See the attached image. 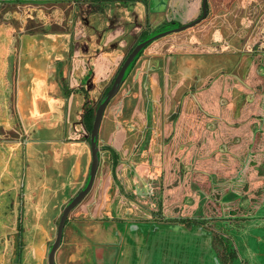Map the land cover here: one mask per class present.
<instances>
[{
	"label": "flooded vegetation",
	"instance_id": "1",
	"mask_svg": "<svg viewBox=\"0 0 264 264\" xmlns=\"http://www.w3.org/2000/svg\"><path fill=\"white\" fill-rule=\"evenodd\" d=\"M101 1L14 0L16 21L0 1V41L19 54V14L25 33L61 37L69 58L57 62L58 82L81 99L92 162L54 239L88 184L96 115L114 91L94 184L68 216L56 264H76L80 232L96 235L86 227L97 220L117 223L119 249L144 234L146 264H264V0H138L142 16L97 29Z\"/></svg>",
	"mask_w": 264,
	"mask_h": 264
},
{
	"label": "rangeland",
	"instance_id": "2",
	"mask_svg": "<svg viewBox=\"0 0 264 264\" xmlns=\"http://www.w3.org/2000/svg\"><path fill=\"white\" fill-rule=\"evenodd\" d=\"M0 1L3 5L2 12H7L18 5V3L13 4L14 0ZM135 1L138 0H124V2L120 0H102L100 3H96L101 9L93 6L91 12V20L93 22L91 27L101 29L106 26H113L127 17L142 16V7L132 4ZM154 1L156 2L157 0ZM19 15L22 17L19 23L21 30H23V34L20 36V52L19 54L12 52L8 57L14 58L10 63L11 72L18 71L20 81L10 99L8 91H5L4 84L0 80L1 101L6 98L7 105H13L12 108L8 105L9 107L5 106L4 109L0 110V126L5 122L7 130L17 135L8 140L7 143L2 142V148L5 147L9 153H15L14 158H8L15 161L18 175L15 213L12 206L11 211L8 208L5 210L3 209V202H0V206H2V209H0V264H13L14 260L17 264H47V257L50 251L49 244L52 240H55V236L53 238L52 231L49 229V223L46 220L47 216H45V205L42 204L41 198L38 197L36 204H32L33 206L29 205L31 200L25 188V168L28 159L25 148L27 141L24 140V136L27 133H31L29 130L32 127L29 123L33 122V120L31 119L30 111L38 116L41 115L40 110L35 112L33 109L31 97L33 99L37 98L39 104L43 102L48 85H50L47 75L56 71L58 57L63 54L65 48L62 47L59 41L61 37L59 36L44 34L41 31L30 34L25 33V18L28 16L26 14ZM131 15L133 16L131 17ZM5 21L9 20L5 19ZM6 40L7 38L2 39V45L7 42ZM2 55L3 51L0 52V57ZM28 72H34L36 77L32 79L28 78ZM14 110L15 115H13ZM36 128L42 130L44 127L37 125ZM0 154L4 155L2 151H0ZM8 158L3 159L2 157L0 158V162H8ZM88 202L89 200L86 203ZM82 208L84 206L76 210L74 214L81 213ZM102 209L98 211L93 208L92 210L90 209V212L99 215L104 212L110 213L108 209ZM178 211L180 210L178 209ZM5 212L9 213L7 217L10 218L8 220L10 223V235L9 228H7L8 221L4 222L1 220ZM108 225L109 227H107L106 223H101L100 220H97L95 223L90 222L86 227L87 231L92 229V231H96L97 233L94 236L88 233L86 238L82 237L81 230V239L75 247L76 256L81 257L77 258L76 264H146L145 261L146 257L149 256V250L143 239L144 234L139 233L141 238L136 243L133 238L136 236V233L134 236L128 234L125 244L122 246V249H119L118 245L113 244V242L117 241L115 233L117 223L114 221L108 223ZM104 227L110 230H106ZM121 233L125 235L126 232L121 230ZM71 247H74V245L71 244ZM131 249H133L132 254L129 253ZM83 260L85 262H82Z\"/></svg>",
	"mask_w": 264,
	"mask_h": 264
},
{
	"label": "crops",
	"instance_id": "3",
	"mask_svg": "<svg viewBox=\"0 0 264 264\" xmlns=\"http://www.w3.org/2000/svg\"><path fill=\"white\" fill-rule=\"evenodd\" d=\"M8 12H11V9L6 13ZM13 13L12 11L10 14ZM12 16L14 18L12 20L16 21L15 16ZM34 21L41 22L38 16H35ZM0 43V52L3 51V55L0 57V79H2L4 89L8 91L10 99L14 93L13 84L15 83L14 79L9 82L15 75L14 72H11L10 66L13 57H8L10 55L8 45H2L1 41ZM68 58L58 57L59 60ZM60 72L61 70L58 71L56 67L55 72L47 75L50 85H48L47 93L41 104L37 98L31 97L33 109L35 112L40 110L41 115L38 116L30 111L33 122H30L29 125L32 128L29 130L31 133H27L25 137L28 159L25 168V188L31 200L29 205L33 206L32 204H36L37 198H41L42 204L45 205L46 220L53 236L63 206L85 185L92 162L89 140L85 134L80 132L81 99L78 97L77 100L74 99L62 89L58 82ZM27 77L32 79L36 76L34 72H28ZM7 80L8 82H6ZM1 100L0 110L5 106L12 108L13 105H7L6 98ZM13 115H15V110ZM37 125H42L44 128L38 130ZM6 126L5 122L0 126V133H2L0 134V151L4 153V155L0 154V158L3 157V159L14 158L15 153H9L5 147L2 148V142L7 143L8 140L17 136L8 131ZM7 153L9 154L7 155ZM9 158L8 162H0V202H3L5 210L8 208L11 211L12 206L15 213L18 175L15 161ZM3 215L2 221L6 222L10 219L7 217L9 213L5 212ZM7 228H9L10 235L9 221ZM13 264H17V262L14 260Z\"/></svg>",
	"mask_w": 264,
	"mask_h": 264
},
{
	"label": "water",
	"instance_id": "4",
	"mask_svg": "<svg viewBox=\"0 0 264 264\" xmlns=\"http://www.w3.org/2000/svg\"><path fill=\"white\" fill-rule=\"evenodd\" d=\"M206 1V0H205ZM193 26V25H191ZM183 30V29H181ZM180 31V30H178ZM153 41L149 40L147 41L145 44L149 43ZM143 44V45H145ZM142 45V46H143ZM136 53V51H135ZM130 60V59H129ZM129 64V61L126 63V65L122 68L121 73L118 76L117 81L115 82V86L118 85V83L120 82L121 78L123 77L124 71L127 67V65ZM114 92V91H113ZM113 92H111L109 94V96L106 97L104 103L100 106L97 115H96V119H95V123H94V128H93V132H92V138H91V142H92V156H93V165H92V169H91V173H90V178L88 181V184L86 186L85 189H83L78 196L68 205L65 207L64 211H63V215L61 217L59 226H58V230H57V234H56V239L48 253V257H47V264H56V253L59 250L61 243H62V239H63V232H64V227L66 224V221L68 219L69 214L71 213V211L86 197V195L91 191L92 186L94 184V180H95V176H96V172L99 166V148H98V133H99V128H100V124H101V120L103 117V112L104 109L106 107L107 102L109 101L110 97L113 95Z\"/></svg>",
	"mask_w": 264,
	"mask_h": 264
}]
</instances>
